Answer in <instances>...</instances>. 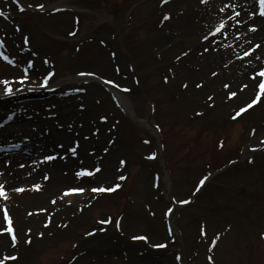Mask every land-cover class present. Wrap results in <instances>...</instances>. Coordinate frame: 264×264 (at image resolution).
<instances>
[{"label": "rangeland", "instance_id": "1", "mask_svg": "<svg viewBox=\"0 0 264 264\" xmlns=\"http://www.w3.org/2000/svg\"><path fill=\"white\" fill-rule=\"evenodd\" d=\"M205 3L199 16L180 0L0 2V80L39 87L51 72L56 86L12 107L8 97L0 112L2 142L20 137L33 152L15 145L0 161V229L5 212L13 229L0 230V259L16 257L4 264H264V92L233 119L260 91L264 35L233 47L231 28L209 41L199 17L227 3ZM147 99L160 137L144 123ZM204 178L199 204L185 207ZM99 186L113 190L90 191ZM72 187L84 191L65 195Z\"/></svg>", "mask_w": 264, "mask_h": 264}, {"label": "snow or ice", "instance_id": "2", "mask_svg": "<svg viewBox=\"0 0 264 264\" xmlns=\"http://www.w3.org/2000/svg\"><path fill=\"white\" fill-rule=\"evenodd\" d=\"M162 2H164V0H162ZM201 3H205L206 0H200ZM258 3H259V15L264 17V0H258ZM38 7H43L42 5H38ZM228 8H231V9H235L236 8V5L234 4H225L223 7H221L219 10L220 12H225V9H228ZM253 14H256L255 12L253 13H247L246 15H253ZM4 13L2 11H0V16H3ZM240 14L239 12H234V16L232 18H235V17H238ZM168 14L165 13L164 14V19H168ZM237 24H242V23H245V21L243 19H238L236 21ZM225 21L224 20H221L219 22V25L217 26L216 28V33H219V34H224V30H225ZM248 30L249 31H255V26L254 25H249L248 26ZM70 35H72L73 33H69ZM239 35V34H237ZM255 47H259V45H256ZM253 49L250 48L249 49V52H251ZM205 51H207V49H205ZM249 52H245L244 55L247 56L249 54ZM5 60H8V57H4ZM11 62V61H10ZM30 66H31V62H29ZM53 75L51 72L48 73L47 76L44 77V82L41 86H47V83H48V79L49 77ZM81 75H83V73H81ZM213 75H215V73H213ZM258 76L259 77H264V68H262L260 70V72L258 73ZM28 79V76L27 74L25 73L24 75L20 76L17 78V82L20 83V84H23L24 80ZM0 84H3V85H6L7 87L4 89V92L5 94H8V95H11L12 94V87L10 86V81L7 80V79H4V80H0ZM254 84H255V87L259 88L260 91L256 92L255 93V97L253 99H251L250 103L246 104L244 107H241L239 109V111H237L236 113V116H239L241 113H243L246 108H250L252 107L253 105L257 104V102L259 101L260 97H261V92H264V79H256L254 77ZM197 87H200V85L198 84ZM225 87H228V85H225ZM125 91H128L127 89H125ZM235 93H229V97L231 96H234ZM209 99H211V97H209ZM236 117L234 116L233 119H235ZM101 119H106L105 117H101ZM69 152H71L73 155H75V149L74 148H69L68 149ZM105 151H107V149H105ZM153 157H154V154H153ZM56 157L55 156H45L44 159L45 160H52V159H55ZM121 164L124 163V161H121L120 162ZM20 167H23V165H20ZM99 166H96L92 169V171H88V169L86 168H81L80 170H78L75 175L77 176V178L79 177H82V176H91L93 175L95 172H99ZM45 179H47V175H45L44 177ZM119 179H124L123 176H120L118 177ZM203 180L200 181L201 184H203ZM34 188H36L37 190L39 189V185H34L33 186ZM118 187V185H117ZM113 188L112 187H108V188H105L103 186H99V187H95V188H91L90 191L92 192H104V191H112ZM14 191H23V189H14ZM84 189L81 188V187H72V188H68L65 190V195H68V194H71V193H78V192H83ZM0 196H4L5 199H7V197L4 195V191H3V186L0 185ZM55 201H53L54 203ZM183 202V201H182ZM171 211V210H169ZM4 220L8 222L9 226L7 229H0V230H4V231H7L8 233H11L13 231L12 229V226H11V220L7 214V212L4 213ZM108 221H101V223H107ZM30 231V230H29ZM133 239H141V240H146V237H143V236H140V237H133ZM15 242H16V237L15 236H12V245L15 246ZM26 243L30 242V239L29 240H26L25 241ZM154 246H158V247H163V245H154ZM8 259H16L15 256H7L5 255L3 259H0V264H4V261L5 260H8Z\"/></svg>", "mask_w": 264, "mask_h": 264}, {"label": "bare ground", "instance_id": "3", "mask_svg": "<svg viewBox=\"0 0 264 264\" xmlns=\"http://www.w3.org/2000/svg\"><path fill=\"white\" fill-rule=\"evenodd\" d=\"M1 1L3 3V0H0V2ZM180 1L185 6H188V8H192L191 13L196 12V14H197V12L200 11L199 9H197L198 6H196L197 0H191V2L193 4L191 2H189L190 0H180ZM226 3L227 4H234V5H236V8L234 10L231 8H228V9H225V12H220V13H219V10L216 9V10H212V13L211 14L209 13V15L206 16L207 17L206 19L204 17H200V26H202V24H203L202 30H204L205 28L208 29V27H210V23L212 24V23L216 22V23H218L217 25H219V22L221 20H224L225 25H226L225 30H224V34L223 35L218 34V35L225 36V34L229 33V30L231 28H235L232 31L234 33L233 39L228 35V38H227L229 40L228 45L232 44L233 47H236L237 44H239L240 46H243L241 44L246 43V44L252 46L256 36H263L264 35V21H263L264 18H262L261 16H259L257 14L258 10H259L257 7V3H254L251 0H226ZM5 5L6 4L4 3V6ZM175 6L174 5L172 6L173 10L175 9ZM181 7H184V6H180L179 8H181ZM193 10H195V12ZM189 11L186 10V15H185L186 18H188L189 15H191V13ZM234 12H239L240 15L238 17L232 18L234 16ZM253 12H255L256 14H253L250 16L246 15L247 13H253ZM5 18L6 17H4V19ZM238 19H243L245 21V23L237 24L236 21ZM202 21H204V22L201 24ZM5 23H6V21L0 22V30H4ZM249 25H254L255 31H249L248 30ZM237 34H239V35H237ZM24 39H26V36L24 37ZM220 46H222V44ZM191 58L194 59L193 57H191ZM207 68L209 69V67H207ZM187 77H189V75H187ZM208 78H211V77L210 76H203L204 81H208ZM217 78L218 77H216L215 79H217ZM76 79L83 80L82 76H79ZM209 84L212 85L210 82H209ZM15 116H17V115L15 114ZM18 116H19V114H18ZM17 121H19V120H17Z\"/></svg>", "mask_w": 264, "mask_h": 264}]
</instances>
